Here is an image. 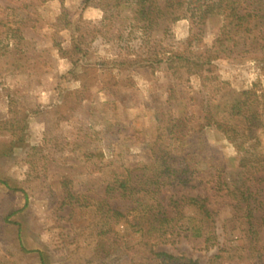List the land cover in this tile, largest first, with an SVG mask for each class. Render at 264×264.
<instances>
[{
    "label": "rangeland",
    "instance_id": "rangeland-1",
    "mask_svg": "<svg viewBox=\"0 0 264 264\" xmlns=\"http://www.w3.org/2000/svg\"><path fill=\"white\" fill-rule=\"evenodd\" d=\"M32 1L0 0V180L23 188L16 197L0 181V205L17 201L21 206L14 213L0 211V264H42L41 250L50 264H132L99 236L100 230H132L124 217L100 219L105 202L99 184L112 174L114 151L119 159H142L151 145L148 131L156 134L159 111L201 121L206 93L229 107L232 122L256 128L264 150V58L221 36L219 16H210L201 30L193 28L191 18H182L172 25L173 42L166 47L193 35L195 49L218 55L207 65L205 85L201 78L168 70L155 75L147 68L125 70L109 63L114 50L105 32L110 26L100 30L88 53L72 46L81 34L102 29L103 0H49L37 9ZM129 15L131 7L123 8L111 30L126 27L122 18ZM154 37L164 39L162 31ZM130 46L123 52L133 55L143 48L137 40ZM206 133L209 144L230 160L229 176L241 180L235 145L217 129ZM64 182L89 205L66 203ZM109 199L121 210L133 204L128 198ZM215 209L219 243L207 246L186 217L171 222L179 238L162 247L212 264L211 256L225 244L234 249V258L223 264H258L242 227L228 220L231 202H216ZM132 235L126 238L139 245L140 238ZM261 237L264 242V231Z\"/></svg>",
    "mask_w": 264,
    "mask_h": 264
},
{
    "label": "trees",
    "instance_id": "trees-1",
    "mask_svg": "<svg viewBox=\"0 0 264 264\" xmlns=\"http://www.w3.org/2000/svg\"><path fill=\"white\" fill-rule=\"evenodd\" d=\"M46 1L49 0H33L32 5L37 9L40 2ZM90 1L84 0L86 4ZM125 7L132 10V15L122 18L123 25L127 23L126 27L111 30L118 27L116 22ZM103 9L102 29H94V33L88 36L81 34L73 39L72 46L78 53H88L100 30L110 26L105 35L114 50V56L109 61L113 67L133 71L147 68L153 75L159 70H168L189 76V79L201 78L205 85V78H210L205 74L207 65L214 62L218 55L195 49L193 35L174 41L173 46L166 45L173 42H170V37L173 36L172 25L176 21L191 18L193 28L201 30L210 16L221 18V36L228 35L235 44H243L246 53H258L256 59L264 58V0H103ZM128 29L130 32L126 37ZM157 31H162L164 35L159 42L154 37ZM135 40L143 48L138 53L133 51V55H129V51L123 52L132 47L131 42ZM176 88L170 87L171 92ZM229 110L221 100L207 93L203 96L204 118L201 121L190 114L171 116L167 110L161 109L154 124L156 134L148 131L151 145L147 153L141 155L142 159H119L120 155L114 151L112 174L105 184H99L105 202L100 219L112 222L124 217L132 229L127 233L100 230L101 240L110 246L115 255L123 252L132 264H200L199 259L192 255L176 254L162 247L179 238L172 231L171 222L189 217L195 223L193 233L204 237L206 245L210 246L220 237L216 224V202L227 200L233 205L229 222H236L242 227L251 256L257 259L258 264H264L261 237L264 231L262 139L256 128L232 122ZM208 128L226 134L239 151L241 180L229 176L230 160L209 144ZM117 149L118 145H115L114 150ZM129 150L130 145L126 151ZM0 181L14 191L23 190L9 180ZM64 184L66 203L89 205V201L77 196L67 182ZM195 188L198 192L193 194L191 189ZM109 198H128L133 204L121 210L120 205ZM7 207L15 212L14 203L7 204ZM131 235L140 238L139 245L126 238ZM233 250L224 244L211 256L212 264L232 260ZM40 253L42 264H50L46 251L41 250Z\"/></svg>",
    "mask_w": 264,
    "mask_h": 264
},
{
    "label": "crops",
    "instance_id": "crops-1",
    "mask_svg": "<svg viewBox=\"0 0 264 264\" xmlns=\"http://www.w3.org/2000/svg\"><path fill=\"white\" fill-rule=\"evenodd\" d=\"M5 187H7V188H5V191L8 190L11 193H14L16 197H18V195L20 194L19 191H12V189H10L8 186H5ZM17 200H18V198H17ZM20 208H21V206H20L19 202L16 201V205H14V210L17 211ZM0 211H10V208L7 206H1L0 205Z\"/></svg>",
    "mask_w": 264,
    "mask_h": 264
}]
</instances>
